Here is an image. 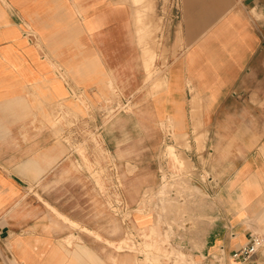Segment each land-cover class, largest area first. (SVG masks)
<instances>
[{
	"label": "crops",
	"instance_id": "1",
	"mask_svg": "<svg viewBox=\"0 0 264 264\" xmlns=\"http://www.w3.org/2000/svg\"><path fill=\"white\" fill-rule=\"evenodd\" d=\"M169 1L163 73L152 71L160 63L144 45L149 24L136 19L149 0H0V264H136L138 255L115 253L91 234L96 187L71 167L80 157L69 145L84 125L54 129L60 114L52 113L84 110L79 99L94 102L114 87L138 101L151 73L149 114L160 122L167 113L176 135L203 139L205 170L197 166L185 185L189 199L196 191L205 201L201 211L185 204L188 264H236L234 250L253 235L264 240V19L255 17L264 0ZM101 133L120 168L148 150L143 140L128 155L132 141L118 124ZM197 214L211 221L196 222ZM239 264H264V244Z\"/></svg>",
	"mask_w": 264,
	"mask_h": 264
},
{
	"label": "rangeland",
	"instance_id": "2",
	"mask_svg": "<svg viewBox=\"0 0 264 264\" xmlns=\"http://www.w3.org/2000/svg\"><path fill=\"white\" fill-rule=\"evenodd\" d=\"M122 1L128 3L129 6L141 4L136 0ZM149 1L151 5L149 11L148 8L145 9V21L147 20L149 24L150 32L144 45L156 53L155 60L160 63V67L152 68V71L162 69L164 73L167 60L166 32L169 24L170 1ZM255 17L264 19L260 13L259 15L255 14ZM150 77L147 80L144 79L139 90V92H143V97H139L138 101L134 94L131 97L119 95L117 88L114 87L105 90L103 96H95L94 102L88 103L79 99L84 110L78 108L72 112L56 107L52 113L53 118L54 115H60L52 124L54 129L57 127V123L67 127L76 122H82L84 125L83 128L79 129V134H76V137L79 136L78 140L70 142L69 145L71 150L76 151L80 157L78 162L73 161L71 167L78 174H84V180L96 187V190L90 194L93 216V223L90 226L94 228V232L91 234L115 253L124 251L140 256L135 259L136 264H188L192 262L188 251L181 248L179 244L170 242V237L173 235L172 228L177 229L185 223L186 203L187 205L192 204L195 211H201L203 207L205 210V206H203L205 201L196 191H191L193 196L183 202L172 201L167 197L168 186H166L167 183H164L166 180L163 181V186L159 188L157 168L160 157L167 156L171 160H179L184 164L182 165L183 169H186L190 164L182 151L189 147L184 141L187 135H176L173 131L174 120L167 116V113L161 114L160 122L155 121L154 117L149 114L151 107L147 98L152 96ZM161 89L162 85L156 86L157 93ZM194 95L191 91V98ZM140 99H143V105L139 104ZM196 103L197 106L195 107L198 108L199 99ZM191 117L196 122L198 112L193 110ZM115 124H118L121 137L132 141L128 155H135L136 151L143 150L141 147L137 149L136 142L141 143L145 140L148 150L145 149L146 153L143 160H122L125 162V168L119 167L120 158L116 162L113 160L103 146V134L101 132L103 129H107L109 125ZM195 127L197 128V126ZM168 137L169 140H167ZM70 140L68 139V141ZM172 141L180 146V150L172 146L170 143ZM202 141V136L195 137L197 151L202 149ZM136 163H141L140 166L138 165V169H136ZM133 208L142 209L148 214L146 216L138 215L137 213H145L132 212ZM132 215H137L140 218L132 220ZM199 220L209 222L211 218L207 214H197L195 221L199 222ZM195 221L192 224L193 227L196 225ZM71 227L85 231L83 227L78 225H71ZM148 227L152 232L147 233ZM164 241L166 242L164 243Z\"/></svg>",
	"mask_w": 264,
	"mask_h": 264
},
{
	"label": "built area",
	"instance_id": "3",
	"mask_svg": "<svg viewBox=\"0 0 264 264\" xmlns=\"http://www.w3.org/2000/svg\"><path fill=\"white\" fill-rule=\"evenodd\" d=\"M174 16H178L177 11L174 13ZM25 36H27L29 39H34L33 32L29 29H26ZM167 140H169V137L167 138ZM184 141L185 144H188L189 148H185L182 152L185 159L190 164L189 167L183 169V162L175 159L171 160V158L167 156H161L158 160L157 177L158 184L160 186L159 188L163 186V181L166 180L164 183H167L166 186H168L167 197H169L174 202H183L189 199V196H187L188 192L187 189H185V185L189 183L191 177L190 175L197 171V166L200 169L203 168V171L205 170V161L202 160L204 157L201 154H198L199 151H197V154L193 156L190 155L192 154L190 146L191 144H194L195 141H192L189 137H186ZM170 143H172V146L177 150H180V146L176 145L175 142L172 141ZM111 170L114 171L113 168H111ZM187 227V223H184L182 227L179 226L177 229L173 227V235L170 237V242L177 243L181 248L186 249L187 241L185 239V235L188 233ZM263 244V237L259 235H253L251 236L250 244L234 250L230 255V258L236 264L245 262L249 258H251L261 247H263Z\"/></svg>",
	"mask_w": 264,
	"mask_h": 264
},
{
	"label": "bare ground",
	"instance_id": "4",
	"mask_svg": "<svg viewBox=\"0 0 264 264\" xmlns=\"http://www.w3.org/2000/svg\"><path fill=\"white\" fill-rule=\"evenodd\" d=\"M133 1V0H132ZM136 1H139V2H141V4L144 2V0H136ZM151 4V3H150ZM149 5V4H148ZM147 5L145 4V5H143V7H142V9L140 10V11H138V12H135L136 13V15H137V22H143V21H145V18H146V14H145V9H147ZM149 7H148V11H149ZM152 9V8H151ZM135 15V14H134ZM135 15V16H136ZM134 19H135V17H134ZM134 21V20H133ZM141 23H139V24H141ZM138 24V23H137ZM147 24H148V22H147ZM142 25V24H141ZM136 27H137V25H136ZM146 27H149L148 25L146 26ZM136 29V28H135ZM142 30H143V28H142ZM147 30V29H146ZM138 31V30H137ZM136 33V32H135ZM145 34H147L146 32H145ZM139 36V35H138ZM141 37H143V36H141ZM145 38V37H144ZM149 49V48H148ZM149 60V59H148ZM149 69V68H148ZM147 72H148V70H147ZM151 74H153V73H151ZM151 74H148V77H150L151 76ZM198 99H199V97H198V94L197 93H195V95L194 96H192V98H191V107L192 108H194L195 106H197L196 104V101H198ZM166 148V147H165ZM169 151V150H168ZM170 153V152H169ZM175 154V153H174ZM177 158V157H176ZM176 160V159H175ZM147 196V195H146ZM146 196H145V198H146ZM139 211L140 212H144L142 209H139ZM139 215H142L143 216V213H140ZM165 240H167V239H165ZM166 241H164V243H165ZM140 257V256H139Z\"/></svg>",
	"mask_w": 264,
	"mask_h": 264
}]
</instances>
